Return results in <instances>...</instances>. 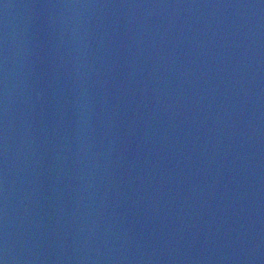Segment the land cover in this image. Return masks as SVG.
<instances>
[{
  "label": "water",
  "instance_id": "water-1",
  "mask_svg": "<svg viewBox=\"0 0 264 264\" xmlns=\"http://www.w3.org/2000/svg\"><path fill=\"white\" fill-rule=\"evenodd\" d=\"M0 264H264V0H0Z\"/></svg>",
  "mask_w": 264,
  "mask_h": 264
}]
</instances>
